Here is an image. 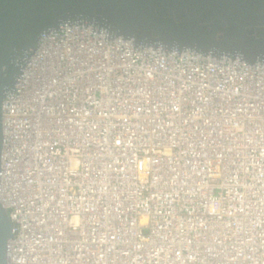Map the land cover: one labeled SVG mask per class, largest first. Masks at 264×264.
<instances>
[{
    "label": "built area",
    "instance_id": "1",
    "mask_svg": "<svg viewBox=\"0 0 264 264\" xmlns=\"http://www.w3.org/2000/svg\"><path fill=\"white\" fill-rule=\"evenodd\" d=\"M7 264H264V63L40 40L2 104Z\"/></svg>",
    "mask_w": 264,
    "mask_h": 264
},
{
    "label": "water",
    "instance_id": "2",
    "mask_svg": "<svg viewBox=\"0 0 264 264\" xmlns=\"http://www.w3.org/2000/svg\"><path fill=\"white\" fill-rule=\"evenodd\" d=\"M64 24L92 26L135 47L264 63V0H0V166L3 101L41 38ZM12 230L0 201V264Z\"/></svg>",
    "mask_w": 264,
    "mask_h": 264
}]
</instances>
